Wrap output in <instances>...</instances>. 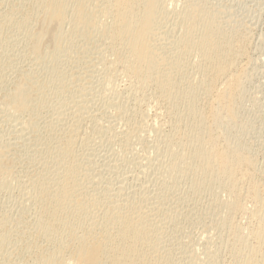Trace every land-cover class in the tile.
<instances>
[{
	"label": "bare ground",
	"instance_id": "6f19581e",
	"mask_svg": "<svg viewBox=\"0 0 264 264\" xmlns=\"http://www.w3.org/2000/svg\"><path fill=\"white\" fill-rule=\"evenodd\" d=\"M24 1L27 2L25 3ZM24 1L23 3L20 2V8L18 7L19 10L17 9V11H15L14 9L13 14L20 20L18 25L20 26L21 31L26 35L28 41H30V45L28 43L30 50L38 57V60L36 61L40 63L43 69L50 72L52 77L50 82L51 85L49 86L44 84L39 74H20L18 82L15 83V87H13L14 89L11 87L12 91L9 90V93L7 92L8 94L5 96V102L3 103L6 107H3L5 114H8V116L10 115L9 117H15V119L13 117L14 120L12 117L11 119L14 122L17 120L15 123L17 124L16 130L18 128L20 133L22 132L23 135L25 130L26 132L27 129L31 130L32 125H35V127L37 125L35 120L34 122L31 121L33 124L25 121L24 123L22 120L24 115H27L23 113V110L25 108H30L32 110V106L35 107V105H33L34 101L39 100L41 104L46 102L54 89H59L61 92L69 95L70 100L58 108L60 113L56 111L59 114V118L57 117V119L55 117L54 121H56V119L59 120L60 128L54 129L53 125V128L50 127L48 129L49 132H45L47 135L45 137L42 136L43 139L38 137L36 140L34 138V140L39 143L38 150V144L35 142L34 144L36 147L34 148L38 151V155L41 158H39L40 166L39 168L37 167L38 170L35 171V174L32 172L33 176H31L28 180L24 179L27 180L24 181L20 174H23L24 176L25 169L23 173L19 170L24 165L21 168L18 167L20 172L18 175L20 177L18 175L17 176L24 181L22 182L18 178L21 181H19V183H22L19 184V186L20 188H26V190L23 189L25 194L22 196H25V198L23 203L19 204L20 206L18 205V214L15 213L18 216L17 218L8 214H0V252L10 240L12 232L16 231L17 234H19L20 240H43L44 243L47 244L46 249H44L42 248V245L44 244L42 242L43 244L39 245V248L41 249L40 252L37 256H33L36 257L34 259L37 264H169L168 258L170 256V252L175 249L172 247L173 249H169L170 252H168V249L165 250L163 247L162 233L159 224L161 222L160 215L168 213L171 208L169 206L171 205H168L169 210L168 208L166 209V207L164 208L167 204H163L162 195L165 194L164 184L166 185V179L176 173L175 171L178 169L183 168L188 171V174H192V178L196 179L198 189L202 187L203 190L206 185V188L214 186L215 188H220L219 190H223L225 195L227 194V200L225 201V197L224 200L218 204L219 207L221 206L219 210H224V215L226 217L223 218L222 213L221 216L219 214L215 215L218 219L217 217V220L215 218L214 219L216 220V223L219 221L225 232L226 230L227 233L230 232L228 234L229 236L225 235L228 238L226 237V245H224L225 247H229L225 249L227 252L229 250L231 254L230 259H232L233 262H231V264H264V185H262V182L256 178L257 171L255 168L257 167H255V162L249 155L248 150L229 141L224 128L228 122L225 120H231L230 122L234 121V123L237 122V101L241 94V87L245 78L244 75H246L244 72H247L244 71L245 69L242 70L244 72H241L240 70L242 67H240V72H238V67L236 65V63L239 62L237 60L238 56L245 54L243 53L245 52V49L243 48H246V46L243 45V43H245L243 36H233L235 33L232 34V32L231 36H229L230 34L228 35V32L232 31L233 28L227 32V29L225 28V30L223 28V23L221 24V21H219L218 14L211 11V7L209 8L204 0H188L185 3V6H183V10L178 13H175L174 10L170 11L173 0ZM24 9L28 10L22 13ZM171 15H175L176 21L173 23L171 19L174 20V18H172ZM33 17L38 20V22L36 20L35 22L39 23V31L36 32L31 31L34 28V25L32 26L33 28L31 27V30L28 26ZM170 21L172 27L167 31ZM166 25H168L167 28ZM238 29L239 28H237V30ZM234 32L238 34L237 31L234 30ZM244 36L247 35L244 34ZM89 39H92L91 42L94 43L95 48H99L100 55L99 57L97 56L98 59L95 58V61L98 60L99 62L96 63H98L99 66L101 65L105 69H109L106 73H109V71H119V73L117 72V75L121 74L122 76L120 75V78H127L130 83L129 85L137 93L143 91L142 89L144 88L150 89L153 97L156 99V102L163 106L165 112L173 118V120H171L173 121V127L170 124V127L173 128V132L171 133L170 130L168 131L170 134L167 138H165L166 141L165 139L163 141L159 138L161 134L159 135L158 133L161 131L157 130L159 132H156L155 130V137L157 136L156 138L162 140L166 144L164 156L167 159V163L165 162V166L162 165L164 168L160 165L163 168V170L161 168V171H159L161 172V177H163V181L161 180V183H159L161 178L159 173L155 174H158V177L155 178V184L152 186V191L149 190L146 184H141L139 180L137 182H139L140 186L144 185L146 187L143 188L141 186L142 188L136 187L137 189H133L135 186L132 188H130L131 186L128 187V181L126 182L128 188L124 187V182L119 180L122 173H119V177L116 173L115 176L119 179L114 180L112 178V175L115 174L114 169H116V167L119 168L120 166L118 167V165H121L119 164L120 162L117 163L114 161L118 158H113L114 160L109 159V162L105 165L98 164L99 160H101L98 155L99 160L97 163L94 162L95 160L92 161L90 159L92 151L89 150V148L91 145L89 144L90 146L88 147V141L87 139L83 140L85 136L83 137L82 135L84 133L88 134L89 130L86 132L87 129L85 130L84 128L86 126L88 128L89 122L90 126L93 128L97 126L99 127L96 123H101V120L99 119L97 120L99 122H97L96 119H94L95 117L92 118L91 108L94 107V105L90 107L92 105V101L89 103L91 99H86L88 96L84 95V92L83 94L80 92V96L78 93H74L73 82L65 77L66 74L62 77V71L66 68L62 70V67L60 66L63 62V64L69 61L73 62L72 60L76 57L77 59L75 60L77 61H74L75 63L78 62L79 50L77 46ZM62 41H68V44L65 42L67 44L65 49H61V47H59ZM62 47L64 48L63 45ZM90 48L89 51H92L93 49ZM81 53L83 54V51H81ZM73 64L74 62L70 65ZM40 65L39 67H41ZM73 67L75 69V66ZM69 70H72L69 72L71 75L74 70L73 68H69ZM75 72H77V70ZM100 73L101 72L99 71V74ZM106 73L104 70V74ZM76 74L77 73H75V76ZM78 74L81 75L79 71ZM99 74L97 75L98 77ZM109 74L108 76L113 77V73L110 72ZM114 74L116 75V72H114ZM192 74L194 75L193 77ZM100 75L102 76V74ZM14 76L17 77L18 75ZM73 76L74 75H71L70 78ZM77 77L79 78L78 75ZM105 77H101V79ZM109 79L112 81L110 77ZM109 79L107 80L111 82ZM114 82L115 81L113 80L112 83ZM111 84L110 87H112ZM97 86H95V88ZM130 86L129 88H131ZM148 89H146V91ZM84 91L86 92L87 90ZM91 93L92 91L90 94ZM76 94L79 98L76 97ZM141 94L144 95L146 93L142 92ZM144 98L145 97L142 96L141 100ZM121 99L123 100V98ZM145 99L148 100L147 97ZM120 100L114 101H119L120 104ZM138 100L136 99L134 102ZM62 102L65 103V101ZM71 104L74 105L73 108H71L72 113H64V109L66 110V108L70 107ZM111 104L109 107L111 108L113 106L114 109V104L112 106ZM121 104L124 105L123 103ZM122 105V108H126ZM129 105L127 106L128 108ZM136 105L138 106V102ZM117 107H119V105ZM140 107L139 109H141ZM95 108L94 110L98 111V109ZM103 108L104 107L101 108V111ZM122 108H120L119 111L117 110L118 113L120 112V115H123L125 110L126 112H132V110L127 108L123 111L121 110ZM0 109H2V107ZM116 109H114V111ZM4 110L1 111L3 112ZM135 110L137 109L135 108ZM102 112L100 114H102ZM111 112L109 113L110 115ZM141 112L142 111L140 110L139 113ZM118 113L117 115H119ZM120 115L119 117L113 115V118L116 120H114L115 122H118V120L121 121V123L124 122L122 121L125 120L124 117L120 120ZM133 116L134 115H132V118ZM127 118H129V116ZM132 118L130 117L129 120H132ZM24 119L26 120L27 117ZM101 119H103V116ZM27 120L30 121V119ZM52 121L53 120H51V123ZM140 121L142 123L143 120ZM131 122L133 123V120ZM48 123L50 124V122ZM124 123H122V125H124ZM132 123L130 124L132 125ZM105 124H100L101 126L103 125L102 129H104ZM128 124L125 123L127 126ZM112 125L106 126H112L111 128H113L115 124ZM49 126L50 125H48V127ZM124 127L126 130L127 128L129 129V127ZM131 127H133V125ZM99 128L101 129V127ZM111 128H109V130H111ZM118 128L120 129V127ZM33 129L34 128H32V130ZM16 130L13 131L15 132ZM43 130L45 131V129ZM131 130H133V128ZM137 130L138 133L141 134V130ZM17 131L16 133H18ZM93 131H95L94 128ZM123 131L124 130H122V132ZM153 131H151V133ZM32 132L30 134H32ZM120 132L118 131V133ZM125 132L129 133L132 131L127 130ZM25 133L22 136V139L26 136ZM90 133L88 138L92 137L94 132L91 134L92 136H90ZM100 133H102L103 137L106 136L107 141H109L108 137L112 135V133H109L110 136L108 135L107 137V134L104 136L103 130H100ZM131 134L132 133L128 136L131 137V139L132 135H137L135 132L134 134ZM8 135L10 136V134ZM13 135L15 136L16 134H12V136ZM121 135L119 134L120 137L118 136V138H122ZM100 136L101 134H98V136L96 135V137ZM114 136L112 138L113 140H116L117 138L114 139ZM166 136L167 135L165 134V137ZM26 137L24 139L30 138L31 135L30 137ZM19 138L18 140H20ZM92 138L90 139L92 140ZM22 139L21 141H24ZM18 140L14 139L15 142ZM91 140L90 142H93ZM113 140L110 139V141ZM125 141L122 143H125ZM26 142L30 143V139L29 141H24V143ZM110 143L112 144V142ZM158 143L161 144V142ZM34 144H31V146ZM127 144L128 143H126V145ZM129 144L127 146H129ZM11 145L12 144L10 143V147H12ZM16 146H18L17 143ZM112 146L116 147L114 145ZM128 148L126 149L128 150ZM159 149H161V146ZM159 149L158 151H160ZM12 150L13 153L14 149ZM12 153H7L6 157L8 162L10 160L12 161V156L13 158L16 156H11ZM35 154L37 155V153ZM34 155H32V157ZM164 156H161L160 154L159 158H165ZM92 157H95V154ZM15 158L17 159L18 157L16 156ZM15 158L14 161H16ZM119 159L116 161H120ZM166 159H164V161ZM33 160L35 161L34 158ZM146 160L148 162L146 165H149L148 158H146ZM21 161L23 163V158ZM121 161V163L125 162L124 158H122ZM164 161L159 164L164 163ZM4 162V159L1 160L0 158V188L11 186V184H13L11 180L14 178H12V175H16L18 172L16 167L12 168L13 166H10L12 170H16V173L9 175L7 170L8 163ZM105 162L107 161L105 160ZM127 162L130 164V161ZM28 163L29 162H26V164ZM37 164L35 163V165H33L37 166ZM138 164L139 166L141 164L145 165L144 162ZM142 167L144 166L141 165L139 168ZM146 167L147 166H145V170ZM149 168L150 167H148V169ZM31 169L34 168L31 167L30 170ZM145 170L143 169L141 172L143 173ZM27 171L26 173H28ZM149 171H146L147 174ZM141 172L139 171L138 173ZM138 173L136 175H138ZM125 174L123 175L125 176ZM144 174L142 175L145 176ZM133 175H131V178H133ZM127 176L128 175H126L125 178H127ZM10 177L12 178L11 180L9 179ZM129 177L130 176H128L127 180L130 179ZM151 177H149V179ZM135 178L136 177L132 180L134 181ZM15 180L16 179L13 181L15 182ZM100 181L106 182L107 187L101 186L102 183H100ZM15 184L16 182L14 185ZM103 184L105 185V183ZM125 188H127V190H125ZM129 188L133 190L128 191ZM219 192L220 194H223L221 191ZM21 193H23V191ZM214 194L215 196L219 195L218 193ZM180 197L181 196L179 195V198ZM171 198L172 197H170V200H172ZM183 199L184 198H177L176 203H179V200H181L180 202L182 204ZM173 200L175 202V199ZM177 208L178 207H176V209ZM212 208L214 207H211V209ZM28 209H34L36 211L35 218L32 217V214L30 215V213L33 212L26 213ZM216 210L217 207L215 211ZM15 214L13 215L15 216ZM239 216H242L243 219L245 217L244 220L246 221L250 220L251 222H254L255 226L248 228L249 226L247 227L248 224H246L245 227H241L235 223V221H238L235 219L236 217L239 219L241 218ZM254 223L252 224L254 225ZM218 231L219 230H217V232ZM244 231L248 232V235L247 233L244 235ZM177 240L175 242H177ZM173 244H171V246ZM174 245L176 248V244ZM208 245L211 247V243ZM210 247L209 250L211 249ZM193 251L194 250L191 251L192 254L194 253ZM192 254L190 258L191 262L188 263L197 264L194 262L196 256ZM205 255L207 254L205 253ZM210 255L212 261L217 257L216 251H214L213 254L209 253L208 257H210ZM184 257L187 258L185 254ZM210 261L211 260L209 259V262ZM179 264H181V262H179Z\"/></svg>",
	"mask_w": 264,
	"mask_h": 264
},
{
	"label": "rangeland",
	"instance_id": "374dc122",
	"mask_svg": "<svg viewBox=\"0 0 264 264\" xmlns=\"http://www.w3.org/2000/svg\"><path fill=\"white\" fill-rule=\"evenodd\" d=\"M23 1L24 0H21V1L20 0H6V1L5 0H0V108L2 107V109H0V158H1V160L4 159V161H5L4 163H6V162L8 163L7 170H8L9 175H12V174L16 173V170L21 168L23 165L25 166L26 162H29L25 166L28 169V171H27V169L24 166L21 169H19L21 173H23V171L25 169V171H24L25 175L23 176V174H20V172L18 170L16 175L14 174L15 176L12 175V178L14 177L13 180L14 179L17 180L20 176H21V178L23 180L24 179L28 180L31 176H33V174H35V171L38 170V168L40 166L39 164H40V159L41 158L38 155V151L37 150L39 148V143H37L36 140H37L38 137H40V138H42V136L45 137L47 135V133H45V132H49L48 129L50 127L53 128V125H54V129L55 128L56 129L60 128V122H59V120H57L59 118V114L58 113H60L58 108L61 107L64 104H66L70 100L69 95H67L64 92H61L59 89H54V90H52L51 95L48 97V100L46 102L41 104L39 102V100L34 101L33 105H35V107L32 106V110L30 108H25L23 110V113L27 114V115H24V117L22 119L23 122L25 121V122L32 123L35 120V122L37 123L36 127H35V125L34 126L32 125L31 130L27 129V132H26V130L23 132V135L26 132L25 134H26L27 137L28 136L30 137V135H31V137H33V138H31V137L27 138L26 136H24V138L26 137L27 139H24V138L22 139V136H23L22 132L20 133V130L18 128H17V130H19V131L16 130L17 124H15V123L17 122V120L15 122L13 121L15 119V117L13 116L14 117V119H13V117L11 116L12 119H13L12 120L11 117H9L10 115L8 116V114H5L4 108H6V107L3 104L5 102V96L9 93L8 92L9 90L12 91V88L15 87V83L18 82L20 74L21 75L22 74H28V73H30V74H34V73L35 74H39L40 77L42 78V81L44 82V84H47L49 86L51 85L50 82H51V79H52L50 72L46 71L45 69H43L42 66L40 65V63L36 61V60H38V57L34 54L33 51L30 50V47H29L30 41H28L26 35L21 31V28L18 25V22L20 20L16 16H14V14H13L14 9H15V11H17V9L19 10L20 5H21L20 2L23 3ZM187 1L188 0H173V3L171 5V7H170V11L174 10L175 13H178L179 11H182L183 10V6H185V3ZM204 2H206V4L208 5L209 8L211 7L210 8L211 11L216 12L218 14L219 21H221V24L223 23L222 24L223 28L224 29L226 28L227 32L232 30V28H233L232 31L228 32V35L230 34L229 36H231V32H232V34L235 33V35H233V36L241 37V35H242L243 39H244V42H245V43H243V45L246 46V48L245 47L243 48V49H245L244 50L245 52H243L245 54L242 53L243 55L238 56L237 60L239 62L236 63V65L238 67L237 68L238 72L247 71V72H244V74H246V75L243 74L245 78L243 80V84H242V87H241V92H240L241 94H240L239 99L237 101V107H236L237 108V122L234 123V121L230 122L231 120H225L226 122L227 121L228 122H227V124H226V126L224 128H225V133L227 134V136L229 138V141H231L233 144H235L237 146L244 147V148H246L248 150L249 155L251 156V158L255 162V167H257V168H255V170L257 172L259 171L258 172L259 175H258L257 172H256L257 175L255 174L256 178H258V180L260 182H262V185H264V183H263L264 182V0H204ZM27 4H29V3H27ZM26 10H28V9H24L22 11V13L24 11H26ZM176 10H177V12H176ZM171 17L174 18V20L171 19L172 23L174 21H176L175 20V15H173V16L171 15ZM35 20L38 22V20L35 19V17H33L32 21L30 22L31 25L30 24L28 25L30 30H31V27L34 25L33 26L34 28L32 27L33 29L31 30L32 32L33 31H35V32L39 31V29H38L39 28V23H36ZM171 21L169 23V28H167L168 25H166L167 31H168V29H170L172 27ZM224 25H225V27H224ZM237 28H239V29L237 30ZM234 30L237 31L238 34H236V32H234ZM239 30H240V32H239ZM241 32H242V34H241ZM239 33H240V35H239ZM244 34L247 35V36H244ZM245 37H247L248 39L245 38ZM245 39L247 40V42H246ZM91 41H92V39H89L88 41L82 42V43H80L77 46V48L79 50L78 62L75 63V61H77V60H75V59H77V57H76L75 59L72 60L74 62L73 65H70V64L73 63L71 61H69L67 63L65 62V64H63L64 63L63 62L60 65L62 67L61 68L62 70L64 68H66L65 70H63L64 72L61 70L62 71V77H64L63 75L66 74L65 77L68 80H71L73 82V84H74L73 85L74 93H78V95H79L80 92H81V94H83V92H84L85 93L84 95L88 96V97H86V99L87 98L89 100L91 99L89 101V103H91V101H92V103H91L92 105L90 104L91 105L90 107H92L94 105V107L91 108L92 114L90 113L92 118L95 117L94 119H96V121L100 119L102 124H105V122H106L105 126L106 125L109 126V125L115 124L113 128L117 130L116 131L113 128H111L113 125L110 126V127H107V126L105 127L104 126V129H102L103 125L101 126L100 125L101 123L99 121H97L99 123H96V124L99 125V127H101V129L97 126V127H93L94 130H95V131H93V128H92V126H90V122L88 121L89 122L88 123L89 124L88 128H87V126L84 128L85 130L87 129L86 132L89 130L88 134L84 133L82 136L83 137L85 136L83 138V140L87 139L88 147L90 145H91L90 148L92 147L91 149L89 148V150L92 151V155H91L90 159L92 161L95 160L94 162L97 163V161L100 158L101 160H99L100 163L98 162V164L99 165H103V164L105 165L106 163L109 162V159L114 160L113 158H115V159L116 158H118V159L120 158L119 159L120 161H116L118 159L114 160L117 163L120 162L119 164H121V165H118V167L120 166L119 168L116 167V169H114L115 170V172H114L115 174L112 175L113 176L112 178L114 180H118L119 178L117 179V177L115 176L116 173L118 174V177H119V173L120 174L122 173L121 174L122 176L120 175V179L119 180L124 182L123 183V185L125 184L124 187H127V185H126L127 181H128V187L131 186L130 188H132L133 186H135V188H133V189L146 187L144 185H141L142 186L141 187L140 184H139V182H141V184H146L147 187L149 188V190L152 191L153 190L152 186H153V184H155V178L158 177V174L157 175H155V174L159 173V176L161 177V174H160L161 172H159V171H161V168L163 166H165L164 164L167 163L166 162L167 159L164 156L165 155L164 153H165V149H166V144L163 141H164L165 138H167L169 136L170 132L171 133L173 132V128H172L173 127V121H171V120H173V118L167 112H165L163 106H161L159 103L156 102V99L153 97L152 91L150 89L146 88V89H148L147 90L148 92L146 91L145 88L142 89L143 91H141L140 93L135 92L133 90V88L129 85L130 83H129V80H127V78L124 77V79H123L122 77L121 78L119 77L121 74L117 75L119 73V71H114V72H116V75L114 74V72L109 71V73L110 72L113 73V77L112 76H108L109 73H106V72H108L109 69H105L101 65L99 66L98 63H96V62H99V61L98 60L95 61V58L98 59V57L100 55V52H99V48H95L94 47V43H92ZM65 42L66 41H62L63 44L60 43L59 47H61V49H65L67 47L68 41L66 42L67 44ZM28 43H29V45H28ZM62 45L64 46V48L62 47ZM89 48L93 49V50L89 51ZM81 51H83V54L81 53ZM68 63L70 65V67H69ZM39 65L41 67H39ZM62 65H64V66H62ZM73 66H75V69H74ZM67 67H69L70 69L73 68V70H74L73 72L74 73L72 72L71 75H74L73 76L74 78L73 77L70 78L71 75H70L69 72H71L72 70L70 71L69 68H67ZM240 67H242V69ZM4 68L7 69V70H5ZM15 69H16V71H15ZM243 69H245V70L242 71ZM3 70H5V71H3ZM76 70H77V72H75ZM104 70H105L106 74H104ZM36 71H38V72H36ZM78 71H79V73L81 75L78 74ZM99 71L101 72L100 74H102V76L99 74ZM16 72H17V74H16ZM75 73H77L76 76H75ZM98 74H99V77L97 76ZM14 75H18V76L16 77ZM77 75L79 76V78L80 77L81 78L79 79L77 77ZM105 75H106V77H105ZM100 76L101 77H105V78H102L103 79L102 80ZM193 76L194 75L192 74V77ZM15 77L17 78V80H16ZM109 77L112 79V81L114 80L115 81L114 83H116V84L112 83V81L109 79ZM114 77H116V78L118 77V78L116 79ZM107 79H109L111 82H109ZM110 84L112 85V87H110ZM95 86H97V87L95 88ZM129 86L131 88H129ZM100 89L103 90V91H101ZM84 90H87L88 92L87 91L85 92ZM89 91L90 92L92 91V93L90 94ZM149 91H151V92H149ZM134 92L137 93L138 95L135 94ZM142 92L143 93L145 92L146 94L143 95V94H141ZM88 93H89V95H88ZM132 93H134V94H132ZM147 93H149V94L151 93V94L149 95ZM130 94H131V96H130ZM140 94H141V96H140ZM134 95L135 96L137 95V96L135 97ZM142 96L145 97V98L147 97L149 101L147 99H145V98H144L145 101H144V99L141 100ZM76 97H77V94H76ZM132 97H134V98H132ZM137 97H139V98H137ZM75 98H73V99H75ZM77 98H79V97H77ZM77 98H76V100H77ZM121 98H123V100ZM134 99L135 100L139 99L140 101L138 100V101L134 102L135 101ZM110 100H112V101H110ZM114 100H120V102L123 103L124 105H122L121 103L119 104V101L116 102ZM62 101H65V103H63ZM142 101H144V102H142ZM105 102H107V103H105ZM109 102L114 104V106H115L114 109H116V107L118 105H119L120 108H122L121 107V105H122V106H125L127 109L132 110V112L131 111L130 112L129 111L126 112V110H125L126 108L123 107L121 109L123 111L125 110L124 114H123L124 116H123V115H120V112L118 113L120 108L117 107V109L115 110L116 111V114H115V111H114L113 106H112L113 104H111ZM115 102H116V105H115ZM137 102H138V106L136 105ZM108 103H109V105H108ZM72 104H71L70 107L66 108V110L64 109L63 112L64 113L65 112H67V113L69 112L68 114H70V112L72 113V111H71L72 109L71 108H73V106H74ZM105 104L108 107H106ZM110 104H111V106H112L111 108L113 110L109 107ZM139 104H140L141 107L139 106ZM128 105H129V108L127 107ZM156 105H159V106H156ZM100 106H101V108L104 107L102 109V111L103 110H106V111L102 112ZM147 106H150V107H147ZM132 107H133L134 110H135V108L137 110L134 111L132 109ZM139 107L141 109H139ZM94 108L98 109V111L94 110ZM68 109H70V110H68ZM109 109H110V112H111V110L113 112V113L111 112L112 116L109 114L110 113ZM1 110H4V111L2 112ZM140 110L142 111L141 113H139ZM56 111H58V113ZM95 111L98 113V115H97V113ZM93 112H95V113H93ZM101 112H102V114H100ZM105 112H106V114H105ZM145 112H146V114H145ZM117 113L121 116L120 120L123 119V117H124L126 122H125V120H122V121H124L126 124L129 123L128 126L125 125L124 122H122V123H124V125H122L121 121H119V120H118V122H120V123L115 122L116 120L113 118V115H116V116L119 117V115H117ZM55 114H56V116H55ZM57 114H58V116H57ZM95 114H96V116H95ZM131 114L134 115L135 118H134V116L132 118ZM5 115H7V116H5ZM32 115H33V117H32ZM104 115H106V116H104ZM102 116H103V119H101ZM116 116H114V117H116ZM128 116H129V118L130 117L132 118L133 123L131 122L132 120H129V118H127ZM168 116H170V117H168ZM25 117H27V119H30V121L27 120V119H26L27 120L26 121L24 119ZM55 117L56 118L58 117L56 119V121H54ZM64 117H66V116H64ZM118 117H117V119H118ZM5 118H7V119H5ZM143 118H145V119H143ZM105 119H107V120H105ZM127 119H128L129 122L127 121ZM225 119H229V118H225ZM47 120H48V122H50V124L47 122ZM51 120H53L52 123H51ZM140 120H143L144 122L142 121V123H141ZM153 121H155L158 124H156ZM161 121H162V123H161ZM109 122H111L112 124L109 123ZM130 123H132L133 127H131L132 125ZM170 124H171L172 127H170ZM48 125H50V126L48 127ZM124 126L129 127V129L127 128V130L132 131V132H129V133L125 132L127 130L125 129ZM134 126H135V128H134ZM154 126H155L156 129L154 128ZM118 127H120L121 130ZM32 128H34L33 129L34 131L32 130ZM105 128H106V130H105ZM107 128H108V130H109V128H111V130H114L115 132L111 131V130L108 131ZM132 128H133V130H131ZM136 128L139 129V131L141 130L140 131L141 134L143 132L144 133L141 135L140 133H138V130ZM171 128H172V131H171ZM43 129H45V131ZM97 129H98V131H97ZM135 129H136V131H135ZM13 130H16L18 133H16V131L14 132ZM100 130L101 131L103 130V132H104L103 135L105 136L107 134V137H108V135L110 136V134L112 133V135L110 137H108L109 141L106 140L107 139L106 136L105 137L102 136V133H100ZM104 130L106 131V133H105ZM122 130H124V131L122 132ZM155 130H156V132L161 131V132L158 133L159 135L161 134V136H159V135L158 136L163 141L158 139V138H156L157 136L155 137ZM157 130H159V131H157ZM169 130H170V132H168ZM92 131L95 133V136H94V133ZM118 131L119 132L121 131V132L118 133ZM151 131H153V132L151 133ZM31 132H32V134H30ZM124 132H125V134H124ZM134 132H135V134L138 133L137 134L138 136L137 135H132V134H134ZM89 133H90V136L93 135L92 137L95 140L92 137L88 138ZM97 133L101 134V136L100 137H96V135L98 136ZM126 133H128V134H126ZM130 133H132L131 135H132V139L133 140L131 139V137H128V136H130ZM8 134H10V136ZM12 134H16L15 135L16 137L14 135L12 136ZM115 134H117V135H115ZM119 134L120 135L122 134L121 135L122 138H118ZM165 134L167 135L166 137H165ZM114 135L117 136V137H115ZM124 135H127V136H124ZM113 136H114V139H116V138L117 139L113 140V138H112ZM18 138L20 140H18ZM34 138L36 140H34ZM90 138H92V140ZM109 138L111 140H113V141H110ZM126 138H129L130 140L126 139ZM14 139L18 140V141L15 142ZM21 139L24 140V141L25 140L29 141V139H30V143H28V142L24 143V141H21ZM88 139H90L93 142H90V140H88ZM118 139H120L122 141H120ZM117 140L120 141V142H118ZM127 140H129V141H127ZM31 141H33V142H31ZM124 141H125V143H122ZM165 141H166V139H165ZM34 142L38 144L37 145V150L34 148V147H36ZM110 142H112V144ZM115 142H116V144H115ZM158 142H161L162 145L160 143H158ZM10 143L12 144L11 145L12 147H10ZM16 143H17L18 146H16ZM126 143H128V144L130 143L129 144L130 147L127 146L128 144L126 145ZM31 144H34L35 146L34 145L31 146ZM124 144H125V149H124ZM112 145H114L116 147H113ZM155 146H156V148H155ZM160 146H161V149H159ZM88 147H87V149H88ZM126 148H128V150ZM157 148L160 151H158ZM12 149H14L13 153H12V151H13ZM91 151H90V153H91ZM133 151H134V153H133ZM9 152L12 153L11 156L12 155H16L19 159L18 158L16 159L15 158L16 156H14V158L16 160V161H14V158L12 156L11 157L12 161L10 160L8 162L6 156H7V153H9ZM93 152H95V153H93ZM162 152H163V154H162ZM35 153H37V155ZM158 153H160L161 156H164L165 158L162 157L163 160H162V158L160 159L159 158L160 154H158ZM94 154H95L96 158L92 157ZM111 154L113 155V157H112ZM32 155H34V156L32 157ZM97 155L99 156V158H98ZM103 156H105V157H103ZM109 157H111V158H109ZM22 158H23V163L21 161ZM25 158L26 159L28 158V159L26 160ZM29 158H30V160H29ZM33 158L35 159V161L33 160ZM37 158L38 159L40 158V159L38 160ZM104 158H105V160L107 162H105ZM122 158H124V160H125V162H123V163H121L122 162L121 161ZM146 158H148L150 166L146 165V164H148ZM164 159H166V160L164 161ZM36 160H38L39 162L36 161ZM158 160H160V161H158ZM101 161H103V162H101ZM127 161H130V164ZM135 161L136 162L138 161V162L136 163ZM163 161H164V163L159 164V163H161ZM142 162H144L145 165L141 164L144 167L139 168V167H141V165L139 166L138 163H142ZM31 163H33L34 165H35V163L36 164L38 163V164H37V166H34ZM154 163L159 164L158 166L160 168L158 166H156L157 164H154ZM111 164H113V163H111ZM27 165L29 167L32 165L31 167L34 168V169H31V170H34V171H31L30 170L31 167L29 168ZM160 165L161 166L163 165V166L161 167ZM10 166H13L12 168L16 167L17 169L15 168L16 170H14V169L12 170L10 168ZM145 166H147L146 170H145ZM148 167H150L151 169L150 168L148 169ZM163 168H162V170H163ZM141 169L142 170L144 169L145 171H143V173H142ZM153 169H155L156 172ZM118 170H120V171H118ZM137 170H139L141 173H138L139 171H137ZM26 171L29 174L26 173ZM123 171L125 173L126 172L127 173L125 174ZM146 171H149L148 174H147ZM32 172H33V174H32ZM136 172L138 173V175H136L137 174ZM144 172H145V174H144ZM175 172L176 173L172 174L171 176H169L168 179H166L167 180L166 181V185L164 184L165 194L162 195V198H163L162 202H163V204L166 203L167 205L166 206L163 205V206H164V208L166 207V209H167L168 205H171V206H169L171 208H170V210L168 208L169 211H168V213H165L166 216L165 215H160L161 222L159 224V227H160V230H161V233H162L163 247L165 248V250L168 249V252H170L169 249H171V250L173 249L172 247H174V249H175V250H172V252H170V256L168 258L169 264H179V262H181V264H192V263H188V262H191L190 258H191V254H192L191 251L192 250H194L193 254L197 258V259L196 258L194 259V262H196L197 264H199V263H201V264H206V263L207 264H231V262H232V259H230L231 254H230L229 250H228V252L226 250L229 247L228 246L225 247L226 240L228 238L225 235H228L230 232L227 233L226 229H225L226 230V232H225L224 229H222L219 221L217 223L215 222L218 219L217 216H216L217 219L215 217V215H217V214H219L221 216V214L223 213L222 214L223 218L226 217L224 215L225 214L224 210H222V211L219 210V208H221V206L219 207L218 204L224 200V198L226 197L227 194L225 195L224 194L225 192L223 190H219L220 188L218 189L217 187L215 188L214 186H211V187L209 186V188H206L207 187V185H206V186H204L205 188H203V190H202V187L200 189H198V187L196 185V179L192 178V174L191 173L188 174V171L183 169V168H180V169H178ZM18 174H20V176ZM26 174H27V176H26ZM123 174H125V176ZM142 174H144L146 177L143 176ZM28 175H29V177H28ZM126 175L130 176L129 178L131 180L130 179L127 180L128 176H127V178H125ZM131 175H133V178H131L132 177ZM260 175H261V177H260ZM114 177H116V178H114ZM134 177H136V178L133 181L132 179H134ZM149 177H151V178L149 179ZM12 178L10 177L9 179L11 180ZM21 178H19V179L22 182L27 181V180L23 181ZM161 178H160V181L158 180L159 183H161L163 181V177H161ZM19 179L17 180L18 181V185H17V181L15 180V182H16L15 185H17V186H15L14 185L15 182L13 180H11L12 183H13V184H11V186L4 187V188L1 187L0 188V214H8V215H11V216L16 217V218L18 217L17 216V214H18L17 210L19 208L18 205L23 203L24 198H25V196L22 197L25 194V191L23 189L26 190V188H24V187L20 188L19 184H22V183H19V181H20ZM138 180H139V182H137ZM131 181H133V182H131ZM106 182H107V180H106ZM106 182L100 181V183H102L101 186H104V187L106 186L107 187V185H106L107 183ZM142 182H144V183H142ZM103 183H105V185ZM129 183H132V184H129ZM134 184H136V185H134ZM138 184H139V186H138ZM12 185H14V186H12ZM127 188H125V190H127ZM130 188L128 189V191H130V190L132 191L133 190V189H130ZM20 190H21V192L23 191V193H21ZM215 191H218V192H215ZM219 191H221L224 195L220 194ZM214 193H218L219 195L216 194L218 196H215ZM179 195L181 196L180 198H179ZM170 197H172L171 198L172 200H170ZM216 197H218V198H216ZM177 198L178 199L184 198L182 200V204L180 202L181 200H179L180 204L176 203V199ZM213 198H214V200H213ZM168 199L170 200V202H169ZM173 199H175V202H174ZM215 199H217L218 201L215 200ZM165 200H168V201H165ZM226 200H227V197L225 198V201ZM18 201H20V202H18ZM212 201H213L214 205H213ZM215 205H217V206H215ZM210 206L214 207L215 209L217 207V210L215 211L214 208H212L213 209L212 210ZM176 207H178V208L176 209ZM29 212L35 213V214L30 213V215L32 214L33 215L32 217L35 218L36 211L34 209H30V210L28 209L26 213H29ZM215 212H217V213H215ZM15 213H17V214H15ZM13 214H15V216ZM239 217H241L242 219L241 218L239 219V218L236 217L235 219L238 220V221L240 220V221L239 222L235 221V223H237L241 227H243V226L245 227L246 224H248L247 225V227L249 226L248 228L255 226L254 222H251L250 220H249L250 222L244 220L245 217H244V219H243L242 216H239ZM252 223H254V225ZM215 226H218V227H215ZM211 227H212V230H211ZM210 230H211V233H210ZM217 230H219V231L217 232ZM207 232H209V233H207ZM243 233H245L244 235H246V233L248 235V232H246V231H244ZM205 234H206V236H205ZM213 235H215V236H213ZM203 236H204V238H203ZM175 237H176V239H175ZM177 238H178V240H177ZM203 239H205L206 241L205 240L202 241ZM176 240H177V242H175ZM42 242L44 243L43 240H36V239H32V240L23 239V240H20L19 234H17L16 231H13L11 236H10V240L4 246L3 250L0 252V264H37L36 260L34 259L36 257H33V256L34 255L37 256L38 253L40 252L41 249L39 248V245L43 244ZM172 242L173 243L175 242L174 244H176V248H175V245ZM210 243H211V247L208 245ZM44 244H43L44 247L42 245V248L46 249L47 244L46 243H44ZM171 244H173L174 246L173 245L171 246ZM203 245L206 246V247H204ZM37 246H38L39 249L37 248ZM30 247H31V250H30ZM209 247L211 248L210 250H209ZM180 248H181V250H180ZM207 248H208V250H207ZM176 249H178L179 251L176 250ZM186 250H187V252H186ZM205 250H206V252H205ZM212 250L216 251V255H217L216 259L213 260L214 263L212 261L211 255H210V257H208L209 253L213 254L214 251H212ZM189 253H190V255H189ZM205 253L207 255H205ZM28 254H29V256H28ZM184 254L189 259L184 257ZM181 255L184 258H182ZM180 257H181V259H180ZM31 259H33V260H31ZM198 259H199V261H198ZM209 259L211 260L210 262H209ZM229 260H230V262H229ZM218 261H219V263H218Z\"/></svg>",
	"mask_w": 264,
	"mask_h": 264
}]
</instances>
